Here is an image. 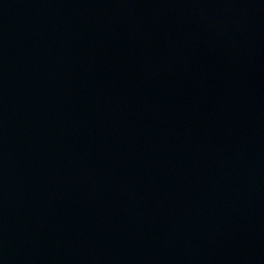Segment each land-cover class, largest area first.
<instances>
[{
    "label": "water",
    "instance_id": "95a60500",
    "mask_svg": "<svg viewBox=\"0 0 264 264\" xmlns=\"http://www.w3.org/2000/svg\"><path fill=\"white\" fill-rule=\"evenodd\" d=\"M0 264H264V0H0Z\"/></svg>",
    "mask_w": 264,
    "mask_h": 264
}]
</instances>
